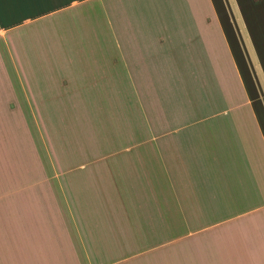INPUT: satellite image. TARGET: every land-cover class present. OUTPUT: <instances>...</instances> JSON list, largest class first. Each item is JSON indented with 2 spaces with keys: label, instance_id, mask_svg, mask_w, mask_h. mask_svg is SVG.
Returning a JSON list of instances; mask_svg holds the SVG:
<instances>
[{
  "label": "crops",
  "instance_id": "crops-1",
  "mask_svg": "<svg viewBox=\"0 0 264 264\" xmlns=\"http://www.w3.org/2000/svg\"><path fill=\"white\" fill-rule=\"evenodd\" d=\"M0 264H264V0H0Z\"/></svg>",
  "mask_w": 264,
  "mask_h": 264
},
{
  "label": "rangeland",
  "instance_id": "rangeland-1",
  "mask_svg": "<svg viewBox=\"0 0 264 264\" xmlns=\"http://www.w3.org/2000/svg\"><path fill=\"white\" fill-rule=\"evenodd\" d=\"M165 83H167V80H162V81H157L154 80V84L157 87L158 92H160V97L162 99V102L164 104V106L167 107V105H169L171 107V104L175 101V99H180V80L179 79H170L168 80V86L171 88L170 91L174 92L175 95L173 99H171V96H169V94H167L169 88L167 87H162L161 85H164ZM80 98H86V100H89V102H91L90 99H92V96L89 95H84V96H80ZM100 109H99V116L100 119L102 120L105 111L107 110H112V105L113 104V95H105L103 96V98L100 99ZM178 103H180V100L177 101ZM180 105V104H179ZM91 112H89L90 114H95V112H92V110H90ZM98 113V112H97ZM108 113V112H107ZM106 120H110L108 118H105ZM112 120V118H111ZM32 129V128H31ZM35 134V133H34ZM36 135L38 137V134H35V139H36ZM40 145H41V151H46L47 150V144H46V138H45V133L43 131V129L41 128V132H40V136L38 137ZM191 257V256H190Z\"/></svg>",
  "mask_w": 264,
  "mask_h": 264
}]
</instances>
